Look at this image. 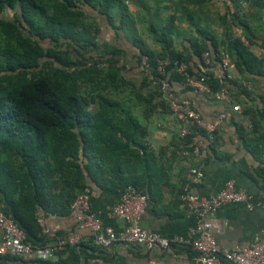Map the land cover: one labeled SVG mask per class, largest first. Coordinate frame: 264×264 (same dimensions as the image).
<instances>
[{
    "label": "trees",
    "instance_id": "trees-1",
    "mask_svg": "<svg viewBox=\"0 0 264 264\" xmlns=\"http://www.w3.org/2000/svg\"><path fill=\"white\" fill-rule=\"evenodd\" d=\"M237 1L233 16L221 19L230 30L246 28L240 15L245 7ZM249 4L264 8V0ZM125 11L122 0H0V212L17 224L34 250L67 236L43 233L37 217L73 215L71 205L90 183L118 196L133 186L147 196L155 175L137 169L149 164V157L139 141L144 130L129 107L158 104L168 108L160 87L151 86L144 76L142 57L147 58L154 77L159 76L157 60L167 61L164 78L181 98L198 94L183 86L176 71L181 62L191 77H203L211 92L219 88L213 65L220 51L238 73L264 74V57L257 60L240 38L231 41L230 47L239 55L233 61L229 50L220 49L214 37L200 30L201 42L190 43L186 53L172 50L164 35L159 38L164 45L158 53L139 46L136 38L133 43L138 52L130 58L122 48L99 46L101 26L113 27L114 19H122ZM203 53L209 55L207 64ZM130 70L131 75H139L138 83ZM227 84L230 89L236 82L233 79ZM124 85L132 86L126 110L111 98L122 93ZM92 103L98 104L93 113L86 109ZM192 131L187 144L197 136L208 143V155L215 151L216 131L210 143L208 135ZM260 139L264 141V134ZM139 143L141 150L135 147ZM176 148L179 150L177 141ZM254 199L264 204V196L256 194ZM86 250L92 248L67 244L50 260L32 257L19 264H81Z\"/></svg>",
    "mask_w": 264,
    "mask_h": 264
},
{
    "label": "crops",
    "instance_id": "crops-1",
    "mask_svg": "<svg viewBox=\"0 0 264 264\" xmlns=\"http://www.w3.org/2000/svg\"><path fill=\"white\" fill-rule=\"evenodd\" d=\"M122 2L126 8L124 17H118L121 22L116 17L113 27L108 24L101 26L98 44L110 50L113 47L122 48L126 50V57L130 58L138 52L133 43L136 38L140 40L139 46L158 53L164 45L163 40H159L163 35L171 41L172 50L186 53L190 43L201 42L198 30L214 37L220 49L229 50L233 61L238 53L230 46L235 38L241 40L243 33L251 43L245 38L241 41L242 46L257 60L264 57V8L255 4H247L240 12L246 28L235 26L230 30L221 19L233 16L239 6L237 0L234 3L232 0ZM245 57L246 53L240 58ZM229 72L236 84L230 89L228 87L230 99L227 102H217L194 92L182 96L191 100L192 106L207 123H212L219 115L224 116L216 128L215 151L209 152L204 160L203 179L193 192L201 196L214 194L222 189L226 181L232 180L238 188L253 196H264V141L260 139L264 134V74L238 73L233 62ZM129 73L131 75V70ZM131 77L136 82L140 78L139 75ZM235 105L240 107L239 112L232 110ZM129 111L144 130V136L139 141L149 157V164H141L137 169L139 173L148 169L155 175L150 189L146 191L148 205L140 217L139 226L166 238L173 245L167 249L155 247L150 251L141 246L121 244L100 249L94 245L88 230L78 228L73 215L40 214V217L50 234L79 235L82 245L92 248L82 254L81 264H149L151 260L160 264H196L190 247V229L195 218L180 203L179 194L187 168L199 162L184 158L177 150L179 124L168 110L155 104L152 107H129ZM140 143L135 147L141 150ZM89 190L91 207L103 226L121 232L125 222L111 214L118 194L94 183H90ZM216 219L222 224V230L215 232L214 238L223 249L236 250L248 246L259 230L264 229V215L258 207L248 210L244 206H226L217 212ZM32 257L33 254L27 261ZM20 261L10 256L0 257V264H19Z\"/></svg>",
    "mask_w": 264,
    "mask_h": 264
},
{
    "label": "built area",
    "instance_id": "built-area-1",
    "mask_svg": "<svg viewBox=\"0 0 264 264\" xmlns=\"http://www.w3.org/2000/svg\"><path fill=\"white\" fill-rule=\"evenodd\" d=\"M251 0H241V6L246 7ZM238 27V26H237ZM240 33V29H237ZM245 41V37H241ZM208 53H203L205 63H209ZM167 61L158 59L154 77L150 72V65L146 57H142L141 66L144 76L151 86H159L167 103L168 111L179 124L177 144L180 154L187 159L198 161V164L190 165L184 176V185L179 194V201L190 214L194 216L195 223L190 229V247L195 256L196 264H264V229L259 230L248 246L228 250L221 248L214 238V233L222 230V224L216 219L217 212L226 206H244L248 210L260 208L264 215V204L256 202L254 196L248 191L238 188L234 181L228 180L222 189L207 196L197 195L193 188L203 179V162L208 158V143L199 137L193 138V143L187 144V138L195 129L208 135L209 143L214 140L216 128L222 123L224 116H217L212 123H207L201 117L199 111L192 107L188 99L179 97L171 82L164 78ZM121 65V64H120ZM177 73L183 78V86L196 90L203 95H210L217 102H227L230 99L228 82L233 80L229 72L231 59L224 53L217 55V62L213 65L219 88L211 92L203 77L193 78L187 73V65L184 62L176 64ZM128 70V67H126ZM234 112H239L240 107H232ZM90 190L85 188L71 205L73 217L80 230H88L92 234L93 243L101 249H108L113 245L141 246L147 251L155 247L169 248L173 242L150 232L139 226L141 215L147 208L148 197L137 191L133 186H127L118 196L117 202L112 208V216L125 222L121 232H115L111 227L103 226L100 218L94 213L90 203ZM38 223L43 233H49L45 228L43 219L38 216ZM181 241V240H180ZM81 237L71 235L58 238L49 247L34 250L26 241L25 233L12 221L10 217L0 212V257L10 256L27 261L31 254L39 260H50L58 248L69 244L79 245ZM31 264V263H28ZM149 264H160L153 260Z\"/></svg>",
    "mask_w": 264,
    "mask_h": 264
},
{
    "label": "rangeland",
    "instance_id": "rangeland-1",
    "mask_svg": "<svg viewBox=\"0 0 264 264\" xmlns=\"http://www.w3.org/2000/svg\"><path fill=\"white\" fill-rule=\"evenodd\" d=\"M118 20H119V18H118ZM120 21V20H119ZM121 22V21H120ZM140 80L138 79L137 80V83L139 82ZM129 88H132V86H129V85H124V86H121V89H120V91H122V93H120L119 95L117 94V95H115L114 97L113 96H111V98H113V100H115V101H117L120 105H121V107L123 108V109H127L128 108V106H129V99H130V97H129V95H127V93L129 92ZM119 91V92H120ZM136 91V90H135ZM134 91V92H135ZM131 95V99H134L135 98V96H134V93L133 94H130ZM86 109L89 111V112H95L97 109H98V104L96 103V104H89V105H87L86 106ZM136 114V113H135Z\"/></svg>",
    "mask_w": 264,
    "mask_h": 264
}]
</instances>
